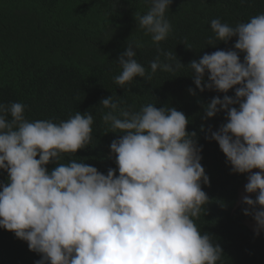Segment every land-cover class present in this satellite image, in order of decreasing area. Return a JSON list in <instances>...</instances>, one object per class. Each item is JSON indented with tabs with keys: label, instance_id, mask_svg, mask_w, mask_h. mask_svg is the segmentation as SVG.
Wrapping results in <instances>:
<instances>
[{
	"label": "clouds",
	"instance_id": "9594fccd",
	"mask_svg": "<svg viewBox=\"0 0 264 264\" xmlns=\"http://www.w3.org/2000/svg\"><path fill=\"white\" fill-rule=\"evenodd\" d=\"M146 3L148 11L136 12L135 19L158 46L172 29L165 16L172 0ZM210 27L214 36L208 45L236 37L233 47L204 53L187 66L201 92L225 93L202 105L203 119L226 114V122L215 131L209 127L205 138L218 143L233 173H248L245 192L256 195L242 197L247 205L242 211L254 219L259 235L264 230V12L235 26L212 19ZM139 47L128 41L118 57L117 85L146 76L135 59ZM157 51L152 73L184 66L173 52ZM230 89L234 96L227 95ZM189 92L196 95L191 87ZM99 104L109 109L103 122L122 134L110 144L117 167L107 174L83 160L60 163L65 154L91 144V113L78 111L58 123L30 121L23 103H0V170L7 172V183L0 182V228L41 255L35 264H217L222 247L195 223L209 202L202 184L210 180L200 162L197 132L187 130L188 117L153 103L123 108L112 95ZM50 163L56 165L51 170Z\"/></svg>",
	"mask_w": 264,
	"mask_h": 264
},
{
	"label": "trees",
	"instance_id": "16d2710c",
	"mask_svg": "<svg viewBox=\"0 0 264 264\" xmlns=\"http://www.w3.org/2000/svg\"><path fill=\"white\" fill-rule=\"evenodd\" d=\"M148 8L146 0H0V103H23L30 121L58 123L78 111L91 113V144L65 154L60 163L83 160L104 174L117 167L110 144L122 134L103 122L102 114L109 109L99 104L102 98L112 95L121 107L133 110L153 103L182 111L189 119L187 130L196 131L198 144L203 146L200 162L210 180L202 184L209 202L195 223L222 247L217 264H264V230L256 235L246 225L254 219L243 213L247 205L238 202L248 173H233L218 143L205 138L209 127L215 131L226 122V114L221 111L203 119L202 105L225 93L201 92L187 66L204 53L233 47L236 37L208 45L214 36L212 19L232 26L246 22L264 12V0H172L165 13L172 29L158 46L135 19L136 12L143 15ZM128 41L140 45L134 49L135 59L146 68V76L121 87L114 77L121 72L117 59ZM157 47L176 54L184 66L172 73L160 69L152 73ZM190 87L196 95L190 94ZM234 94V89L227 93ZM55 166L46 165L49 170ZM0 182L7 183L4 170H0ZM255 195L249 196L254 199ZM39 259L41 255L29 250L26 241L0 228V264H35Z\"/></svg>",
	"mask_w": 264,
	"mask_h": 264
},
{
	"label": "rangeland",
	"instance_id": "374dc122",
	"mask_svg": "<svg viewBox=\"0 0 264 264\" xmlns=\"http://www.w3.org/2000/svg\"><path fill=\"white\" fill-rule=\"evenodd\" d=\"M253 172H255V171H259L258 169H253L252 170ZM248 181H246L241 187H240V189H239V192H238V202L240 203V202H242V197L244 196V195H250L249 193H246L245 192V184L247 183ZM246 225L251 229V230H253L254 231V228H255V225H256V222L255 221H247L246 222Z\"/></svg>",
	"mask_w": 264,
	"mask_h": 264
}]
</instances>
